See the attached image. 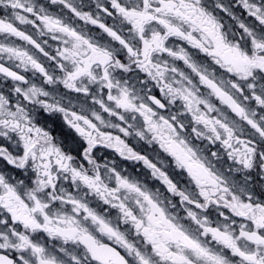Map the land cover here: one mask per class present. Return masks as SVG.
Returning <instances> with one entry per match:
<instances>
[{
	"label": "snow or ice",
	"instance_id": "6c2138e0",
	"mask_svg": "<svg viewBox=\"0 0 264 264\" xmlns=\"http://www.w3.org/2000/svg\"><path fill=\"white\" fill-rule=\"evenodd\" d=\"M0 264H264V0H0Z\"/></svg>",
	"mask_w": 264,
	"mask_h": 264
}]
</instances>
